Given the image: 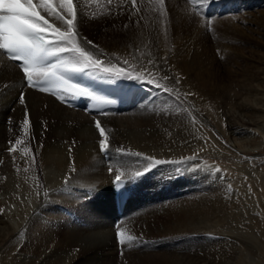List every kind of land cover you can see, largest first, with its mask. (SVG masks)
I'll return each mask as SVG.
<instances>
[{
    "label": "bare ground",
    "instance_id": "bare-ground-1",
    "mask_svg": "<svg viewBox=\"0 0 264 264\" xmlns=\"http://www.w3.org/2000/svg\"><path fill=\"white\" fill-rule=\"evenodd\" d=\"M108 1L73 0L77 43L103 66L122 69L105 78L135 88L140 100L125 110L64 107L27 87L0 53V264H117V253L124 264H264V162L257 161L264 156V5L203 17L204 5L227 9L238 0H164L163 14L158 0H136L138 17L112 29L93 16ZM141 65L151 75L126 78L141 75ZM152 77L171 91L147 83ZM206 103L213 113L198 108ZM205 152L245 157L234 162L236 179L206 167ZM145 156L181 163L144 172ZM120 173L131 191L122 216ZM127 222L140 223L149 238L117 246L113 228L126 230ZM194 232L211 243L205 254H177Z\"/></svg>",
    "mask_w": 264,
    "mask_h": 264
},
{
    "label": "snow or ice",
    "instance_id": "snow-or-ice-1",
    "mask_svg": "<svg viewBox=\"0 0 264 264\" xmlns=\"http://www.w3.org/2000/svg\"><path fill=\"white\" fill-rule=\"evenodd\" d=\"M161 14H163L164 0H158ZM206 4L207 0H200ZM132 7L136 8V0H131ZM46 12L50 17L61 23V27L53 25L40 13ZM77 13L74 10L73 0H59L53 6V0H0V53L7 55L10 61H19V67L23 73L28 87L38 89L41 92H48L50 89L44 85H57V90L52 94L60 101L64 100L62 91L71 90L72 94L89 96L90 93L78 85L69 84L64 79L62 73H81L88 70L90 74L100 77H118L122 73L121 68L115 65L105 67L104 61L94 58L90 51L77 43L79 35L77 30ZM210 23V21H209ZM127 27V25H125ZM87 44L93 48L97 47L92 41ZM165 58V62H166ZM55 61V62H52ZM152 62L149 61V65ZM141 75L133 77L126 74L128 79L143 80L145 75H151L152 67L141 65ZM164 79H169L165 76ZM147 83L154 84L158 89L164 88L171 91L166 86L161 85L155 77L147 80ZM179 83V78H177ZM19 104L25 106L23 125H29V114L23 92L19 97ZM96 129L102 139L99 141V148L102 153L108 149L106 143L105 130L101 127L99 120L95 123ZM46 128V123H45ZM17 139L15 144H20ZM9 151H15L10 145ZM140 156V153H136ZM149 163L144 168V172L149 171L156 165L179 164L181 161L160 160L145 156ZM179 171V169H177ZM217 172L220 169H216ZM123 173L115 176V182L122 181ZM138 177L142 172H136ZM116 239L118 244L124 245L126 241H132L136 237L126 235L125 231L117 227Z\"/></svg>",
    "mask_w": 264,
    "mask_h": 264
},
{
    "label": "rangeland",
    "instance_id": "rangeland-1",
    "mask_svg": "<svg viewBox=\"0 0 264 264\" xmlns=\"http://www.w3.org/2000/svg\"><path fill=\"white\" fill-rule=\"evenodd\" d=\"M243 1L242 0H238L237 2H234L237 6H234L235 4L231 3L230 7H227V9L225 7H223V5H222V7H221V10L223 9L222 15L220 13H219V15H217L215 12L214 13L217 15V17L223 16V15H227V14H228L227 16H229V15H240L241 14L240 11H241L242 8H246V10L251 11V10H254L256 8H261L264 5V1L262 2V0H260V1L259 0H253V1L252 0H250V1L249 0H243ZM201 7H202V5H196V7H195V9L197 8V10H198V11L196 10L197 12H195V14L198 15V16L200 15L199 13H200V8ZM141 10H142V8L138 4H136V8L134 9L132 7L131 0H114V1L109 0L107 3H104L102 6H100L99 9L98 8L95 9L94 12H93V16H95L98 19L102 18V19L108 20L107 21L108 26H110V27L112 26L111 28L113 29L114 27L117 26V22L120 25V24H123L126 21L130 20V18L132 19V18L138 17V15L141 12ZM213 15L214 14H212V16ZM114 18H115V20H114ZM210 18H212V17L210 16ZM125 25H124V28H126ZM233 70H234V68H233ZM198 108L201 111H204V112L210 111V113H213V110L211 109L209 104H207V106L201 104V105L198 106ZM207 144L209 145L208 142H207ZM262 153L264 155V148H263ZM211 155H213V156H211ZM238 158H240L242 160L245 159V157L239 156V155L238 156L237 155H231V156L229 155L228 157H225V156L222 155V158L219 155V157H215L213 153H209L208 154L207 152H205L204 154H202L201 160L205 164V166L208 167V168H216V169L218 168V169H220L219 172L222 173V174L224 173L223 176L226 179H236V175L237 174L234 171V167H235L234 166V162H236ZM257 161L258 162H264V156L259 157L257 159ZM232 185L235 186V183H232ZM65 214L68 215L70 213L68 211H65ZM141 220L143 221L144 218L141 219ZM132 224L135 225V226L132 227L131 226ZM139 224L140 223L134 224V222L133 223L132 222H127V224H126L127 228H126V230L124 229V231H125V233L127 235L130 234V235H132L134 237L136 236V242L144 240L146 238H149L148 236L150 235V234L145 232V228L144 227L140 228ZM113 229H114L113 236H114L115 244L117 246H121L120 244H118L117 239H116L117 228H113ZM195 233L196 232H194V239H195L194 243H192L189 239L187 241V240H185L183 238L184 240L181 241V244H180V246L178 247V249L176 251L177 254H180V255H185V254L194 255L195 254V255H201V256H203L205 254L204 253L205 250H204V252L202 250L209 248L211 243L210 242L208 243V240H203V241L202 240H197L199 238L201 239L202 235L195 234ZM209 236H212L210 239H213V240L217 239L216 237H214V235H209ZM218 239H220V238H218ZM211 251L213 252V250H211ZM117 254H118V255H116L117 264H124L123 254L122 253H120V255H119V253H117Z\"/></svg>",
    "mask_w": 264,
    "mask_h": 264
}]
</instances>
